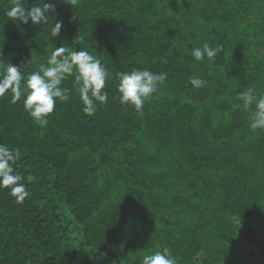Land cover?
<instances>
[{
  "label": "trees",
  "instance_id": "1",
  "mask_svg": "<svg viewBox=\"0 0 264 264\" xmlns=\"http://www.w3.org/2000/svg\"><path fill=\"white\" fill-rule=\"evenodd\" d=\"M46 2L54 16L33 26L0 0V59L26 79L56 47L87 50L109 96L87 116L74 73L43 127L0 97V143L20 150L28 192L17 203L0 189V264H142L164 249L176 264H264L252 256H264V130L238 99L264 94V0ZM205 43L223 52L195 61ZM133 69L166 76L142 112L119 103L118 74Z\"/></svg>",
  "mask_w": 264,
  "mask_h": 264
},
{
  "label": "clouds",
  "instance_id": "2",
  "mask_svg": "<svg viewBox=\"0 0 264 264\" xmlns=\"http://www.w3.org/2000/svg\"><path fill=\"white\" fill-rule=\"evenodd\" d=\"M75 2L76 0H72L73 4ZM10 3L11 7L4 13L8 20L23 24L30 21L33 26L47 25L56 11L55 3L46 0H34L30 9L25 6L23 0H10ZM61 27L60 22L54 23L50 36L58 37ZM71 49L65 46L56 47L48 57L47 63L41 64L39 70L28 74L26 79L22 72L25 66H16L0 59V69H3L0 71V97L10 92L11 103L16 104L23 99L24 110L36 124L43 127L48 124V116L54 112L57 103H66L70 100V90L61 85L75 73L74 87L79 93L82 111L87 116H94L98 104H104L108 100L109 93L104 89L111 73L101 60L89 51ZM221 52L222 47H213L208 43L191 49L195 61H202L205 58L214 61ZM118 78L119 103L132 106L136 112H142L146 101L153 97L166 76L148 69H133L130 72L119 73ZM190 84L194 88H201L204 80L199 76H193L190 78ZM238 99L242 101L245 109L251 108L255 101L249 126L253 131L264 130V94L257 97L253 89L249 88L246 92L239 93ZM20 158L18 148L12 149L0 143V189H8L17 203H22L28 196L26 186L21 182L22 176L17 174L13 167ZM32 179L34 177H28V180ZM142 264H176V261L167 249H164L145 255Z\"/></svg>",
  "mask_w": 264,
  "mask_h": 264
},
{
  "label": "rangeland",
  "instance_id": "3",
  "mask_svg": "<svg viewBox=\"0 0 264 264\" xmlns=\"http://www.w3.org/2000/svg\"><path fill=\"white\" fill-rule=\"evenodd\" d=\"M253 258L258 259L260 261H264V256L257 253H252Z\"/></svg>",
  "mask_w": 264,
  "mask_h": 264
}]
</instances>
